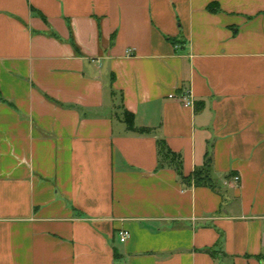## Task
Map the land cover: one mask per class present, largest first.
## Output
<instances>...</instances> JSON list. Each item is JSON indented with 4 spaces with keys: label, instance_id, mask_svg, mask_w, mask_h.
<instances>
[{
    "label": "crops",
    "instance_id": "0c3cea01",
    "mask_svg": "<svg viewBox=\"0 0 264 264\" xmlns=\"http://www.w3.org/2000/svg\"><path fill=\"white\" fill-rule=\"evenodd\" d=\"M0 264H264V0H0Z\"/></svg>",
    "mask_w": 264,
    "mask_h": 264
},
{
    "label": "trees",
    "instance_id": "16d2710c",
    "mask_svg": "<svg viewBox=\"0 0 264 264\" xmlns=\"http://www.w3.org/2000/svg\"><path fill=\"white\" fill-rule=\"evenodd\" d=\"M219 7L218 3L212 2L208 5L209 10H217ZM175 42V40H173ZM124 122L127 124V128L130 131L137 132L140 134L151 133L150 129L144 127H137L134 121V114L125 110L124 111ZM158 155L159 162L161 165L172 166L177 171V175L181 182L187 186H209L216 190L211 173L213 166L212 156L207 155V159L202 168L196 169L190 176H186L183 171V157L181 154L171 150L167 142L164 139H158Z\"/></svg>",
    "mask_w": 264,
    "mask_h": 264
},
{
    "label": "built area",
    "instance_id": "2783aa9c",
    "mask_svg": "<svg viewBox=\"0 0 264 264\" xmlns=\"http://www.w3.org/2000/svg\"><path fill=\"white\" fill-rule=\"evenodd\" d=\"M170 97H176V95L175 94H170ZM177 98H179V100L181 102H183V104L185 106H191V105L194 104V101L192 99L191 93L188 90L182 92L179 96H177ZM233 179L238 182V181H240V176L239 175H234ZM119 236H120V241L121 242H125L127 240L128 236H129V233H128L127 230L122 229L119 232Z\"/></svg>",
    "mask_w": 264,
    "mask_h": 264
},
{
    "label": "rangeland",
    "instance_id": "374dc122",
    "mask_svg": "<svg viewBox=\"0 0 264 264\" xmlns=\"http://www.w3.org/2000/svg\"><path fill=\"white\" fill-rule=\"evenodd\" d=\"M124 113H125V112H124V111H122V115H123L122 117H123V118H124Z\"/></svg>",
    "mask_w": 264,
    "mask_h": 264
}]
</instances>
